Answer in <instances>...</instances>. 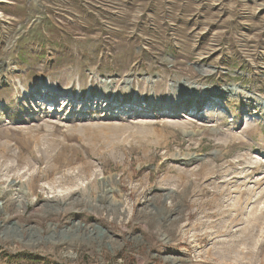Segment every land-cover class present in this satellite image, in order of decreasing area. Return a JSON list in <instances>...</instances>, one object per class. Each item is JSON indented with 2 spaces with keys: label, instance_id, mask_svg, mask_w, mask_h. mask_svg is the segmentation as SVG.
<instances>
[{
  "label": "rangeland",
  "instance_id": "rangeland-1",
  "mask_svg": "<svg viewBox=\"0 0 264 264\" xmlns=\"http://www.w3.org/2000/svg\"><path fill=\"white\" fill-rule=\"evenodd\" d=\"M263 99L264 0H0V264H264Z\"/></svg>",
  "mask_w": 264,
  "mask_h": 264
},
{
  "label": "bare ground",
  "instance_id": "bare-ground-1",
  "mask_svg": "<svg viewBox=\"0 0 264 264\" xmlns=\"http://www.w3.org/2000/svg\"><path fill=\"white\" fill-rule=\"evenodd\" d=\"M107 180L103 179V183H107ZM25 191L21 188H4L0 187V197L6 195V194H11L13 198L19 199L20 197H24ZM20 200V199H19Z\"/></svg>",
  "mask_w": 264,
  "mask_h": 264
},
{
  "label": "water",
  "instance_id": "water-1",
  "mask_svg": "<svg viewBox=\"0 0 264 264\" xmlns=\"http://www.w3.org/2000/svg\"><path fill=\"white\" fill-rule=\"evenodd\" d=\"M215 90H216V89H215ZM215 92H218V91L216 90ZM262 102L264 103V99H263V101H262ZM199 157H204V156H202V155H201V156H199Z\"/></svg>",
  "mask_w": 264,
  "mask_h": 264
}]
</instances>
